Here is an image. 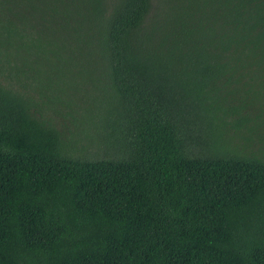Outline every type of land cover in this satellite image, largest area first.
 <instances>
[{
    "label": "trees",
    "instance_id": "obj_1",
    "mask_svg": "<svg viewBox=\"0 0 264 264\" xmlns=\"http://www.w3.org/2000/svg\"><path fill=\"white\" fill-rule=\"evenodd\" d=\"M0 264H264V0H0Z\"/></svg>",
    "mask_w": 264,
    "mask_h": 264
},
{
    "label": "rangeland",
    "instance_id": "obj_2",
    "mask_svg": "<svg viewBox=\"0 0 264 264\" xmlns=\"http://www.w3.org/2000/svg\"><path fill=\"white\" fill-rule=\"evenodd\" d=\"M161 75H166V74H161ZM170 75H172V74H170ZM176 75H178V74H176ZM167 76V75H166ZM162 81V80H161ZM161 81L160 80H156L155 82H160L161 83ZM178 84H177V82L176 81H170L169 83H167L166 85H164V88L163 89H161V92H162V94H164V92L167 94H171V93H177V89H176V86H177ZM175 98L176 99H179V96L178 95H176L175 96ZM180 100V99H179ZM70 101H74V100H70ZM181 101V100H180ZM182 102H183V100H182ZM90 127H91V125L90 124H88V126H86L85 127V129H88V130H90ZM80 143H82V144H87L86 146H91L92 147V143H90V142H85V141H81Z\"/></svg>",
    "mask_w": 264,
    "mask_h": 264
}]
</instances>
